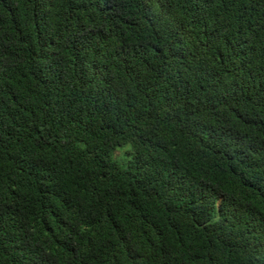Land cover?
Returning a JSON list of instances; mask_svg holds the SVG:
<instances>
[{
  "label": "trees",
  "instance_id": "16d2710c",
  "mask_svg": "<svg viewBox=\"0 0 264 264\" xmlns=\"http://www.w3.org/2000/svg\"><path fill=\"white\" fill-rule=\"evenodd\" d=\"M0 264H264V0H0Z\"/></svg>",
  "mask_w": 264,
  "mask_h": 264
},
{
  "label": "rangeland",
  "instance_id": "374dc122",
  "mask_svg": "<svg viewBox=\"0 0 264 264\" xmlns=\"http://www.w3.org/2000/svg\"><path fill=\"white\" fill-rule=\"evenodd\" d=\"M126 157V149H120L115 152V158L117 160L123 161V158Z\"/></svg>",
  "mask_w": 264,
  "mask_h": 264
}]
</instances>
